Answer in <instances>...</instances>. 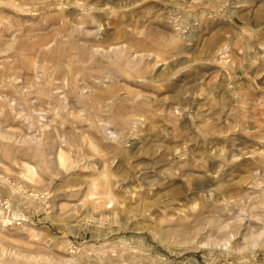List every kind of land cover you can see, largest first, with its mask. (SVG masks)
<instances>
[{
    "label": "rangeland",
    "instance_id": "rangeland-1",
    "mask_svg": "<svg viewBox=\"0 0 264 264\" xmlns=\"http://www.w3.org/2000/svg\"><path fill=\"white\" fill-rule=\"evenodd\" d=\"M0 264H264V0H0Z\"/></svg>",
    "mask_w": 264,
    "mask_h": 264
}]
</instances>
